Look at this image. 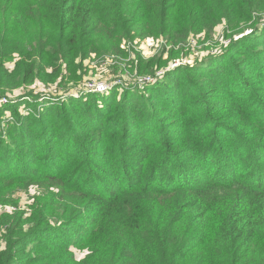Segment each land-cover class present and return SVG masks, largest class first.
<instances>
[{"label":"trees","instance_id":"obj_1","mask_svg":"<svg viewBox=\"0 0 264 264\" xmlns=\"http://www.w3.org/2000/svg\"><path fill=\"white\" fill-rule=\"evenodd\" d=\"M249 1L205 0L206 13L218 22L228 17L225 11L236 12L244 3L263 10V0ZM171 2L31 0L27 14L12 11L34 23L39 18L38 24L49 29L48 43L54 52L49 60L55 65L57 56L86 57L103 34L118 40L129 39L140 29L165 34L171 26ZM260 17L250 24V34L231 38L221 55H208L196 66L172 71L138 96L125 92L121 97L110 93L69 103L58 100L62 104L42 106L30 119L15 106L0 110V119L6 111L14 119L8 136L0 134V190L39 177L54 179L64 172L65 180L75 181L67 193L80 200L69 216L68 211L60 220L45 217L32 233L9 241L0 251V264H40L25 255L23 246L50 254L56 261L58 251H67V246L79 248L97 241L106 228L102 229L103 221L113 211L129 218V241L124 248L122 243L115 245L121 255L107 264L264 260V23L260 24ZM226 20L230 25L235 21ZM44 44L36 48L41 55L35 57L49 58ZM24 45L23 41L5 54L26 56L29 48ZM20 62L9 74L0 60L5 76L0 75V94L15 81L24 83ZM246 191V199H233ZM203 230L209 242L200 246L194 237ZM258 248L260 255L252 252ZM15 256L20 261L13 260Z\"/></svg>","mask_w":264,"mask_h":264},{"label":"rangeland","instance_id":"obj_2","mask_svg":"<svg viewBox=\"0 0 264 264\" xmlns=\"http://www.w3.org/2000/svg\"><path fill=\"white\" fill-rule=\"evenodd\" d=\"M256 1L261 3L262 0ZM29 6L31 0H0V48L4 52L0 51V56L19 47L23 41L24 46L29 48L26 56L14 52L0 57L2 70L5 69L9 74L16 71L21 61L19 73L24 75L21 77L23 84L15 81L14 86L6 87L4 94H0V110L15 106L23 118L29 119L36 118L42 106L49 108L54 104H62L58 100L69 103V100L84 96L116 93L121 97L125 92L131 96H138V92L146 93L149 86L161 82L166 74L185 66L197 65L210 55H221L231 38L237 39L251 33L250 24L259 16L263 19L260 24L264 23V4L260 5L263 10L255 11L244 3L236 12L225 11L228 17L213 22L206 13L209 10L205 0H172L171 26H168L165 34L157 35L140 29L133 31L129 39L122 40L103 34L96 40V49L87 53L86 57L72 55L69 60H65L57 56L54 65L49 60L54 56L48 43L49 29L38 24L42 22L39 18L34 23L12 11L27 14ZM250 14L249 22L246 17ZM149 17L147 14L148 21ZM226 18L235 21L230 25ZM40 42L46 43L42 47L49 53L48 59L35 57L41 55L36 49L41 46ZM102 86L101 91L95 90ZM144 95L146 98L151 96L150 93ZM13 123L12 114L6 111L0 119V134L8 136L9 125ZM11 139L10 136L8 140ZM63 173L49 180L48 177L32 179L21 186L5 185L0 190V251L8 247L9 241L32 233L45 217L50 221L60 220L65 218L62 214L69 211V216L79 207L80 200L67 193L68 188L73 189L75 181L65 180L61 176ZM65 185L67 187H63ZM230 190L232 192L233 189ZM248 194L246 191L243 195H234L233 199H246ZM108 217L109 220L103 221L102 229L104 226L106 228L97 241L88 242L79 248L67 246V251H58L56 261L51 259L50 254H44L36 248L31 250L23 246L20 249L26 256L31 255L32 262L40 260V264H107L105 261L112 262V259L117 260L121 255V249H116L115 245L122 243L124 248V243L129 241V228L126 226L129 218L124 220V215L118 211H113ZM68 232L70 235L73 233ZM206 237L207 232L203 230L194 239L202 246L209 242ZM252 252L258 254L260 250L258 248ZM258 255H254V258ZM13 260L20 261V256H15ZM259 261L264 263L262 259L251 262Z\"/></svg>","mask_w":264,"mask_h":264},{"label":"built area","instance_id":"obj_3","mask_svg":"<svg viewBox=\"0 0 264 264\" xmlns=\"http://www.w3.org/2000/svg\"><path fill=\"white\" fill-rule=\"evenodd\" d=\"M103 89V86L101 88H96V91H101Z\"/></svg>","mask_w":264,"mask_h":264}]
</instances>
